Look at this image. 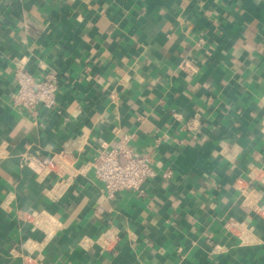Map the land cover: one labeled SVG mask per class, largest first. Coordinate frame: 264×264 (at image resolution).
Returning <instances> with one entry per match:
<instances>
[{
	"label": "crops",
	"instance_id": "1",
	"mask_svg": "<svg viewBox=\"0 0 264 264\" xmlns=\"http://www.w3.org/2000/svg\"><path fill=\"white\" fill-rule=\"evenodd\" d=\"M20 62L54 110L14 106ZM125 136L155 175L108 200L89 167ZM2 146L0 264H264V0H0ZM60 151L62 190L20 167Z\"/></svg>",
	"mask_w": 264,
	"mask_h": 264
},
{
	"label": "built area",
	"instance_id": "2",
	"mask_svg": "<svg viewBox=\"0 0 264 264\" xmlns=\"http://www.w3.org/2000/svg\"><path fill=\"white\" fill-rule=\"evenodd\" d=\"M15 83L17 91L13 102L16 108L37 110L43 108L52 111L57 107L58 78L50 74L44 79H37L31 75L23 62L15 69ZM131 136H125L112 150L102 151L91 163L90 167L96 179L104 185L106 199L111 200L118 193L133 191L142 193L144 183L154 177L152 159L148 155L136 154L129 145ZM6 147H0V160L7 156ZM76 159L67 151H60L49 157L40 154L25 153L21 156L20 167L30 169L38 178L56 175L61 182L55 187L59 190L67 187L72 177L76 175ZM68 176V179H65ZM169 177V174H165ZM31 221L45 234L55 231L53 220L43 213L28 214ZM118 235L105 234L100 243L104 249H109Z\"/></svg>",
	"mask_w": 264,
	"mask_h": 264
}]
</instances>
